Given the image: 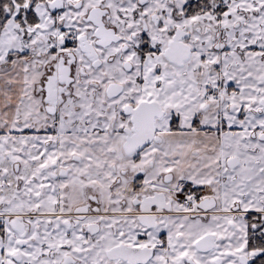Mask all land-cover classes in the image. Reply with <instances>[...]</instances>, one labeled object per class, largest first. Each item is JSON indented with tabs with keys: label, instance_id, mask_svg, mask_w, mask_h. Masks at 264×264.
<instances>
[{
	"label": "snow or ice",
	"instance_id": "snow-or-ice-1",
	"mask_svg": "<svg viewBox=\"0 0 264 264\" xmlns=\"http://www.w3.org/2000/svg\"><path fill=\"white\" fill-rule=\"evenodd\" d=\"M0 264H264V0H0Z\"/></svg>",
	"mask_w": 264,
	"mask_h": 264
}]
</instances>
